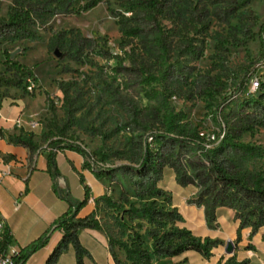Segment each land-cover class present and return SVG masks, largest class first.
<instances>
[{"label": "rangeland", "instance_id": "374dc122", "mask_svg": "<svg viewBox=\"0 0 264 264\" xmlns=\"http://www.w3.org/2000/svg\"><path fill=\"white\" fill-rule=\"evenodd\" d=\"M242 1L99 0L88 8L90 0H0V20L21 3L34 11L25 36L0 42V76L19 77L18 61L37 77L25 76L19 87L0 85V102L21 97L29 123L39 124L32 129L39 144L49 150L51 142L78 144L89 154L86 165L95 175L111 171L110 178H100L106 191L86 204L85 213L98 221L97 229L123 264L130 262L122 245L131 244L136 233L152 252L153 234L176 226L218 242L214 256L198 253L205 264L231 256L225 252L229 240L233 255L264 264V233L261 256L249 241L254 234L239 245L242 231L239 240L233 209L218 207L211 220L198 203V188L180 184L169 165L151 178L133 169L174 113L176 125L197 128L209 146L227 134L226 125L248 127L236 133L253 148L227 153L226 164L244 171L248 180L264 173V0ZM112 55L116 58L109 59ZM255 78L258 89L252 87ZM252 98L260 102L248 107ZM151 202L166 210L176 207L182 221L153 223L142 210ZM132 208L141 210L132 215ZM153 260L189 264L195 259Z\"/></svg>", "mask_w": 264, "mask_h": 264}, {"label": "trees", "instance_id": "16d2710c", "mask_svg": "<svg viewBox=\"0 0 264 264\" xmlns=\"http://www.w3.org/2000/svg\"><path fill=\"white\" fill-rule=\"evenodd\" d=\"M99 0H90L88 8L95 6ZM158 2V0H155ZM140 2L139 4H142ZM249 3V0L242 1V5ZM135 8L137 6H131ZM33 8L24 3L18 4L10 12L8 18L0 20V42L8 39L23 37L27 33L28 25L33 17ZM264 23L261 27V37L264 39ZM115 56L109 57L114 59ZM17 78L11 76H0V85L19 87L23 78L27 75L34 80L37 79L33 68L16 61ZM245 86V85H244ZM251 102L258 103V99L252 98ZM175 114L171 113L167 118V128L162 133H154V146L148 145L143 160L139 167L133 168L140 176L151 178L158 175L169 165L177 175V180L183 185H194L198 188V203L205 206L206 216L215 220L218 207L226 206L235 211L236 219L239 221V240L241 231L244 228H251V233L256 234L264 227V173H258L247 179L244 171L236 170L226 164L225 155L232 151L252 149L253 147L239 141V133L249 130L248 127H237L226 125V133L216 146H209L205 137L197 128H190L187 125L178 126L175 124ZM18 143L30 150L36 149L39 145L34 141V134L16 135ZM51 142V147L61 151L70 149L88 157L89 154L80 145L62 141ZM163 147L160 149L159 145ZM57 151L50 150L48 155L49 172L53 180L59 175L56 164ZM110 170L98 171L97 177L110 178ZM85 197L81 201H74L69 195L62 194L55 183V192L59 197L69 202L68 210L57 218L51 227L37 240L24 247L18 254L13 255L15 264H25L29 257L42 248L49 241L50 234L55 230L64 231V235L56 249L49 257L47 264H57L60 257L72 245L76 251L77 264H85L84 258L90 256V252L83 246L79 238V231L84 228H98V221L90 220L88 217H79L80 210L86 206L90 199L88 187H85ZM158 190V193H161ZM141 209L132 208L131 214H137ZM142 210L153 222L166 220L176 223L182 221V215L176 209L157 208L155 202L145 205ZM110 241H112L110 239ZM12 243V234L8 228L5 229L0 239V256L5 255ZM217 241L210 237L202 238L187 227H172L161 235L153 234L152 252L144 248V240L140 233L132 238L131 244L123 243L126 259L130 264H155L153 256L158 259L174 258L187 251H194L209 258L213 255V248ZM111 254L116 264H123L110 246ZM221 257L216 264H250L248 259L239 260L236 255L229 256L224 262Z\"/></svg>", "mask_w": 264, "mask_h": 264}, {"label": "crops", "instance_id": "0c3cea01", "mask_svg": "<svg viewBox=\"0 0 264 264\" xmlns=\"http://www.w3.org/2000/svg\"><path fill=\"white\" fill-rule=\"evenodd\" d=\"M0 107L2 111L0 129L3 134L0 139V171L9 172L3 176L0 184V219L5 220L6 228L12 234V243L7 252L13 253L41 237L53 222L68 210V202L55 192V183L62 194L73 195L76 201L84 199L85 187H88L90 194L88 203L103 194L107 187L86 165V158L70 149L57 152L56 164L59 175L56 181L53 180L49 172V148L39 144L35 138L34 141L39 146L34 150L24 147L16 140V135L32 132L28 118L23 112L21 97L4 99L0 102ZM72 187L77 190V194L73 193ZM85 208L86 206L80 210L79 217H86ZM234 226L237 231L239 223L235 222ZM191 230L195 232V229ZM262 233L264 227L252 236V240H249L257 246V254L260 253L259 242L262 240ZM250 234L251 228H244L239 245L245 246L249 242L246 238ZM63 235L62 230L53 231L47 244L34 252L25 264H47ZM79 238L90 252V256L84 258L85 264H116L104 232L84 228L79 231ZM237 256L240 260L248 259L250 264L253 263V259L245 254L241 257L239 254ZM180 257L194 258L195 260L189 264H205L202 257L194 251H187L174 258ZM221 257L222 255H219L215 264ZM206 261L210 262V260ZM57 264H77L76 251L72 245L60 257Z\"/></svg>", "mask_w": 264, "mask_h": 264}, {"label": "built area", "instance_id": "2783aa9c", "mask_svg": "<svg viewBox=\"0 0 264 264\" xmlns=\"http://www.w3.org/2000/svg\"><path fill=\"white\" fill-rule=\"evenodd\" d=\"M252 87H253V89H258L260 87V81H259L258 78H255L253 80ZM1 116H2V111H1V107H0V117ZM29 125H30V128L31 129H35V128H37L39 126V124H38L37 121H32ZM2 137H3V134H2V131L0 129V139ZM50 150H54V151L59 152L57 149H50ZM7 173H9V172H7V171L6 172L0 171V184L2 182L3 176L5 174H7ZM5 229H6V222H5V220H3V219L1 220L0 219V239L3 236V233H4ZM18 253H19V251H15L13 253H8L7 252L5 255H1L0 256V264H15V261L13 259V255H16Z\"/></svg>", "mask_w": 264, "mask_h": 264}, {"label": "water", "instance_id": "95a60500", "mask_svg": "<svg viewBox=\"0 0 264 264\" xmlns=\"http://www.w3.org/2000/svg\"><path fill=\"white\" fill-rule=\"evenodd\" d=\"M55 55H56L57 57H62L63 54H62L58 49H56V50H55ZM234 250H235V244H234L233 241L229 240V241L227 242L226 247H225V252H226V254H228V255H233Z\"/></svg>", "mask_w": 264, "mask_h": 264}]
</instances>
